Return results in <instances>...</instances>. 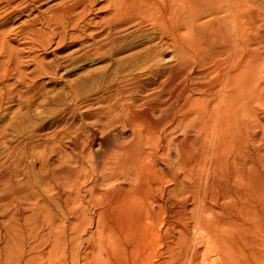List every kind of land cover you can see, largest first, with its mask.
Listing matches in <instances>:
<instances>
[{
    "label": "bare ground",
    "instance_id": "obj_1",
    "mask_svg": "<svg viewBox=\"0 0 264 264\" xmlns=\"http://www.w3.org/2000/svg\"><path fill=\"white\" fill-rule=\"evenodd\" d=\"M3 1L11 5L14 0ZM100 1L65 0L49 9L51 14L44 18L45 24L53 26L56 31H51L50 41L57 36L56 46L63 45L65 35L69 34L67 28L76 30L79 23H84L91 8ZM102 1L105 3L101 8L107 17L103 20L102 30L105 29V32L101 39L94 36L89 42L73 41L70 47H77L68 54L54 57L50 61L52 63L33 59L34 66L28 73L30 77L22 74L14 76L13 83L8 85L6 82L13 76L9 71V62L0 63V108L4 103L24 100L27 92L22 89L15 91L24 80L23 87L26 88L41 75L61 76L64 70L71 69L66 67L63 73H59L62 67L81 59L103 62V76L107 71L112 72L111 77L99 79L92 93L84 96L80 95L77 84L71 83L70 79L62 81L67 103L42 128H38L37 131L43 133L35 131L30 137L28 135V141L21 143L22 149L19 147L21 150L8 147L6 158L0 160V210L7 209L9 214L3 215L8 223L1 234L0 264H33L35 260L38 263L39 254L27 257V252L33 249L31 245V248L28 247V240L33 237L34 247L38 248L41 238L36 239V233L32 236L31 231L26 232L23 224L30 219L61 216L112 220L111 225H103L98 232L105 239H99L106 240L103 244L106 245L108 260L112 264H123L121 259L124 258L125 247L119 231L125 227L118 219L145 222L157 213L166 214V203L172 200L166 190L167 184L180 187L177 198L198 202L204 189V137L215 136L216 141L236 138L239 144L244 140L246 124L240 110L247 114L249 109L246 78L252 72L250 56L254 53L250 46L253 39L264 40V30L250 31L252 34L249 28L258 22L264 25V2L254 8L253 0ZM214 13L223 14L226 23L223 25L219 17H212ZM144 28L147 31L140 33ZM130 29V34H121ZM31 31L41 37L45 34L35 28ZM136 32L140 35L136 36ZM72 34L76 39L81 36ZM40 42V48L50 45L49 41ZM2 46L0 51H3ZM5 49L4 53L9 52ZM233 58L242 63L241 74H236L241 67L231 62ZM65 60L69 61L67 65L62 63ZM224 63V70L232 68L230 75H220L221 79H209L205 75L208 70H216ZM239 75L245 77L242 84L238 83ZM217 99L219 104L215 102ZM33 101H30L31 104H34ZM213 101L215 105L210 106ZM168 130L182 132L183 139L172 137L167 140ZM47 135L50 136L48 139L45 137L40 154L33 153L36 147L31 146L29 150L28 145L34 142L33 138ZM172 150L174 154L171 155ZM261 200L264 199L261 197ZM158 201L159 210H156L152 203ZM84 202L92 209L88 206L79 208V204ZM52 203L55 209L51 207ZM262 205L261 209H264ZM250 209L253 210L252 207Z\"/></svg>",
    "mask_w": 264,
    "mask_h": 264
},
{
    "label": "rangeland",
    "instance_id": "obj_2",
    "mask_svg": "<svg viewBox=\"0 0 264 264\" xmlns=\"http://www.w3.org/2000/svg\"><path fill=\"white\" fill-rule=\"evenodd\" d=\"M64 1L65 0H14L10 3L11 5H8L7 2L0 0V23L2 24H0V40L3 42H0V46H6L7 44V47L2 46L1 49L4 51V48H7L5 51H9L5 53L0 51L2 52V54L0 53V63L9 62V71L10 74H13L11 79L6 82V85L10 82L13 83L14 76L22 74L21 76L27 75L26 78L30 77L28 73L34 66L33 59L34 61H36V59L37 61L43 60L42 63L47 64V62L49 63L52 61L54 57H61L64 53L68 54L73 51L77 46H70L75 41L89 42L94 36H98L97 38L94 37L95 39L102 38L105 32V29L102 30V25L103 20L107 17V13L103 12L101 8L105 3L101 0L87 13L86 22L84 20V23L81 22L78 24V28H76L77 31L71 30L70 27L67 28L69 34L65 35L66 38L63 41V45L56 46L55 40L57 41V36L53 37V41L51 42L50 35L52 36L56 31L53 26H46L44 18L51 14L49 9L58 6ZM253 2V7L256 8V5L260 6L264 0H253ZM262 5H264V3H262ZM212 17L217 19L219 17L223 25L226 23V21L223 20V14L214 13ZM256 25L258 29L255 28V26H251L249 32L261 31V29L264 30V25H262V23L260 24V22H258ZM33 28L40 30L46 35L42 34V37L39 36L34 33V31H31ZM100 30H102V32H100ZM131 30L132 29L122 31L121 34H130L131 32H128ZM142 30L143 31L140 33L147 31L145 28ZM71 33H73V36H81L76 39L71 36ZM140 33L136 32V36L140 35ZM99 34H101V36ZM133 37H135V35L128 39ZM40 40H44L45 43L49 41L51 46H41L40 48V43H42ZM262 42H264V40L253 39L250 46L254 53L251 54L252 57L250 56L252 72H250L249 76L246 78L248 79L249 104L247 109H249L246 110L247 114L240 110L242 120L246 124L244 140L239 144L236 138L216 141L215 136L212 138L204 137V189L199 199L200 204L199 201L194 202L192 199L184 201L177 198L180 187L167 184L166 190L169 191L172 200L166 203V206H168V212L166 214L157 213L153 218L147 219L145 222L131 218L118 219L120 221L119 223H122L125 227V230L123 229L124 231H119L125 247L124 258L121 259L123 264H246L248 261L247 264H257L258 262V264H264V262H262V260H264V252H262V250H264V245H262L264 244V242H262L264 241V223H262V221H264V209H261L260 206L264 204V200H261V197L264 199V54H262L264 53L262 52L264 51V43ZM64 44L66 47H69L65 48ZM11 53H13V55ZM10 54L13 59L12 57L10 58ZM236 58H233L231 62L234 61L232 63L239 66V59ZM62 63L67 65L69 61L65 60ZM103 64V62L98 60L89 62L88 60L81 59V61L79 60L75 61L74 64L72 63V66L62 67L59 73H64L61 76H58L59 74L56 77L50 74L41 75L37 78L34 83L35 85L32 84L33 86L23 87L26 80L23 81L22 85H17L15 91H21L18 89H22L24 93L27 92L24 95L26 96L27 94L28 98H26L27 96L24 97L28 100L26 101L24 98L22 101L23 103L17 101L4 103L0 108V131L2 132V135L0 134V142H4L7 145L3 143V148H0V160L3 161L6 158L5 156L9 150L8 147L22 149L23 145L21 143L27 142L32 133L38 132V128H42V126L50 121L52 116L67 103L68 99H66V93L63 92L62 81L70 79L71 83L77 84L80 95H88L97 87L98 81H100L101 78L112 76L111 71H107L105 76H103L104 73H102L101 69ZM224 65L225 63L221 64L217 68L218 70L216 69L217 71H212V69L206 70L208 73L205 71L207 73L205 75L209 79H221L220 75L226 77L228 73L230 75V73H232L230 72L232 68L224 70ZM66 67H70V71L67 69L63 71ZM239 67L236 74L242 73V71H240V69L242 70L243 68L242 63ZM136 71L137 70H135V72ZM224 71H226V73ZM216 73L219 74L217 75ZM55 78L56 80L54 81ZM238 80L240 82H237L242 84L243 80L245 81V77L242 78V75H239ZM57 89L60 91H57ZM217 89H219V87L215 90ZM51 100H53V102ZM30 101H33L34 104H31ZM43 101L45 102L43 103ZM214 101L210 106L215 105V102L219 104L218 99ZM23 104L24 106H22ZM217 108L220 107L217 105ZM14 118L19 128L14 122ZM27 119H29V123L31 121V125H34L31 126L27 123ZM17 120L19 122H17ZM40 121L44 123L42 124ZM179 132L180 131L168 130L167 140L172 137H176L179 140L183 139V133ZM38 133L41 134L43 131H39ZM21 134H23L24 138ZM50 135L36 136L37 138H33L34 144L32 141L30 142V145H28L30 146L29 150L32 149L31 146L36 147L33 153L40 154L46 139L45 137L48 139ZM125 139L127 138L125 137ZM37 144L41 146L39 149L37 148L39 146ZM37 149L38 152H36ZM170 154H174L173 150ZM152 205L156 210H159V201L152 203ZM79 206V208H83L88 206V204L84 202L81 205L79 204ZM51 207L53 209L56 208L53 203ZM88 207L92 209V206ZM196 207L197 209H195ZM251 207L253 210L250 209ZM262 208H264V205H262ZM2 212L5 213L3 214ZM0 214L1 245L3 243L1 234H3V230L8 223L7 218L3 217V215L9 214H7V209L6 211L2 209ZM96 218L97 217L91 220L81 218L69 219L61 216L55 219H30L26 221L23 224V229L26 232L31 231L30 233L32 236L36 233L38 235L36 239L40 237L41 240H39L42 241L37 248L34 247L35 241L33 237L28 240V247L31 248V246H33V249L27 252V257L39 254L38 263H35L37 261L35 260L33 264H112L108 260L105 252L106 245L104 246V244L106 240H102L103 238L105 239V236L102 237L98 232L101 231L103 225H111L113 221L105 218L100 221V219ZM258 220H260V222ZM52 227L53 229H51ZM99 237L102 239H99ZM54 242L55 244L57 243V246ZM92 244L95 245L93 246ZM250 251H252V254ZM260 254L262 256H260ZM255 258H257V261L254 260Z\"/></svg>",
    "mask_w": 264,
    "mask_h": 264
}]
</instances>
